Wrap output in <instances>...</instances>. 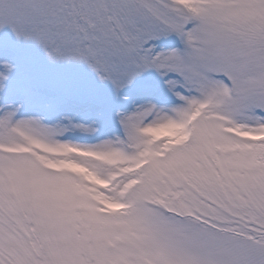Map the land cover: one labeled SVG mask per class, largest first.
Listing matches in <instances>:
<instances>
[{
  "label": "snow or ice",
  "instance_id": "obj_1",
  "mask_svg": "<svg viewBox=\"0 0 264 264\" xmlns=\"http://www.w3.org/2000/svg\"><path fill=\"white\" fill-rule=\"evenodd\" d=\"M102 109L0 55V264H264V0H0Z\"/></svg>",
  "mask_w": 264,
  "mask_h": 264
},
{
  "label": "rangeland",
  "instance_id": "obj_2",
  "mask_svg": "<svg viewBox=\"0 0 264 264\" xmlns=\"http://www.w3.org/2000/svg\"><path fill=\"white\" fill-rule=\"evenodd\" d=\"M10 46L18 50L19 56L27 66L24 71L30 74L39 85L55 87L60 91H67L76 100L94 104L102 109L109 96L106 84H100L82 65L66 64L49 65L43 53L35 45L16 42L10 33H0V47ZM11 53V50H0V55ZM88 100V101H86Z\"/></svg>",
  "mask_w": 264,
  "mask_h": 264
},
{
  "label": "trees",
  "instance_id": "obj_3",
  "mask_svg": "<svg viewBox=\"0 0 264 264\" xmlns=\"http://www.w3.org/2000/svg\"><path fill=\"white\" fill-rule=\"evenodd\" d=\"M0 48H10V46H1ZM16 56L18 57L19 61L21 62L22 64V58L19 56V53L16 52Z\"/></svg>",
  "mask_w": 264,
  "mask_h": 264
}]
</instances>
